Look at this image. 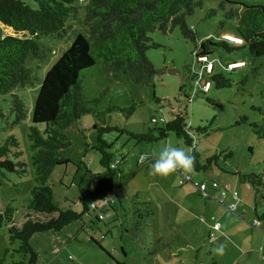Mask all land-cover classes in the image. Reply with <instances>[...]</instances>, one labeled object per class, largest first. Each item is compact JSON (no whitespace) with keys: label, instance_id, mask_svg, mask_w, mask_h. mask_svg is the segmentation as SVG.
Here are the masks:
<instances>
[{"label":"rangeland","instance_id":"obj_1","mask_svg":"<svg viewBox=\"0 0 264 264\" xmlns=\"http://www.w3.org/2000/svg\"><path fill=\"white\" fill-rule=\"evenodd\" d=\"M230 1L264 6V0ZM221 2L205 0L202 8H197L186 18L187 25L200 40L219 36L229 28L232 20H224V27H219V21L224 19L222 10L216 9L211 16H205L207 8H215ZM81 3L78 5V13L74 15L83 16ZM223 3L227 8L236 6L225 1ZM72 21L74 23L63 37H40L46 48L44 55L33 66L37 74L41 75L42 69L45 71V68L51 66L70 44L76 29L87 26V23H79L78 18H72ZM8 34L19 36L22 33H16L0 22V36ZM148 36L158 44L146 51L158 73L148 84H134L119 73L123 80L116 85L109 83L108 93L105 87H101L97 91V95H101L100 107L109 103L119 106L135 104V110L128 118L123 117L119 111H113L105 117L106 123L120 125L134 132H145L150 126L151 115H163L168 119L172 115L169 113L170 105L182 109L184 104L187 105L186 123L190 128L204 125L213 118L210 129L204 134L196 136L192 129L190 132L194 135L196 149L202 158L220 154L217 164L207 171L189 172L193 181L215 180L220 184L219 189L225 188L223 185L226 183L231 187L225 190L224 200L217 195V191L209 190L212 207H208L205 202L210 199L202 197L192 183L187 181L180 184L179 175L175 171L168 175L151 174V163L164 147L175 146L185 151L189 149L181 138L169 132L164 139L146 143L123 133L107 132L104 136L110 143L109 151L114 158L121 160L117 184L120 182L124 186L120 188L118 197H111L112 193L108 195L110 201L102 219L97 220L88 212L81 219L66 225L59 233L42 232L33 235L29 242L37 254L36 264H116L115 261L124 264H264L261 255L264 221L255 224L258 220L256 215L264 212V200L254 197L251 185L240 181L234 174L236 171L257 173L264 182V138L258 139L250 132L247 123L239 119L240 116H246L247 121L251 122L260 117L255 108L264 106V57L251 60L245 48L232 52L217 48L215 56H220L226 75L231 78V86L220 89L211 87L203 92L201 85L204 79L199 75L203 65L195 61H199V55L194 57L192 53V40L184 38L178 27L167 33L154 30ZM223 37L235 40L231 35ZM215 56L211 55L210 58ZM237 62H242V65H231ZM95 67L97 65L86 69V75L82 78L84 92L88 91L89 94L93 88L97 89L101 81L95 79L98 75ZM242 75H247V78L240 82ZM93 79L94 82L90 83L94 85H87ZM33 89L34 86L15 89V93L28 105L27 116L15 125H12L13 113L9 110L11 96L0 94V142L9 136L15 137L17 144L10 145L11 149L19 151L17 160L25 165L24 174L6 172L0 183V211L5 207L14 209L17 225L23 221L29 190L35 184L32 150L27 136L30 124L28 113L35 93ZM154 96L160 99L158 103L154 101ZM205 97L212 101L206 102ZM94 119L91 113H85L78 122L81 130H64L71 142L68 150L70 162L56 166L47 180L58 204L65 205L63 199L66 197L74 201L77 210L80 209L76 205L80 189L93 186L101 170L99 155L93 149L95 131L91 123ZM235 121L238 125H235ZM229 150L232 155L223 159L222 155ZM140 157H145L149 162L139 161ZM137 160L144 164L139 166ZM233 190L238 196L232 195ZM232 201L242 202L235 212L226 207ZM145 208L149 214L142 218L139 225H135L137 219L133 211L143 212ZM205 209L217 212L218 216L212 217L205 213ZM215 221L223 234L215 232L216 240L208 242L207 233ZM8 239L7 228L1 225L0 257L4 256L6 264H10L15 256L9 251L4 253V250L16 247V242L9 245Z\"/></svg>","mask_w":264,"mask_h":264},{"label":"trees","instance_id":"obj_2","mask_svg":"<svg viewBox=\"0 0 264 264\" xmlns=\"http://www.w3.org/2000/svg\"><path fill=\"white\" fill-rule=\"evenodd\" d=\"M80 1L0 0V22L14 32L22 33L19 36L9 34L0 36V94L11 96L9 110L13 113L12 125L24 120L28 107L15 93V89L34 86L35 92L32 95V105L28 113L30 124L27 128L32 150L31 160L35 169V184L29 190L21 224L15 223L14 209L5 207L3 211H0V226L7 228L9 245L16 242V247L4 250V253L9 251L15 256L10 264H36L37 254L29 242L33 235L42 232L59 233L66 225L81 219L82 215L88 212L92 213L93 218L99 219L90 204L107 197L119 185L117 179L121 160L111 167V163L116 158L109 151L110 143L104 136L107 132L123 133L136 141L146 143L157 142L172 132L176 137L181 138L189 149H192L194 161L190 172L207 171L212 165L217 164L220 154L202 158L196 149L194 135L190 132L192 129L196 136L204 134L210 129L214 119L210 118L206 124L190 128L186 123L187 105L185 104L182 109H179V106L170 105L169 113L172 115L168 119L163 115H151L150 126L145 132H134L120 125L106 123L105 117L113 111H119L123 117L128 118L134 112L135 104L119 106L109 103L100 107L102 106L101 95H97V91L101 87H105V92L108 93L109 83L116 85L123 80L119 73L134 84H148L158 73L146 55L148 49L158 46L151 40L148 33L154 30L167 33L170 29L178 27L184 38L192 40L194 57L206 55L212 62L211 70L207 72L204 69L205 63L195 60L203 65L199 75L210 84L206 91L211 87L220 89L231 86V78L226 75L220 56H215L217 48L225 52L245 48L251 60L264 57V6L261 4L222 0L221 3L216 4L215 8H207L206 17L214 14L216 9L222 10L221 15L224 19L219 21V27H224L226 22L224 20L232 21L229 28L223 30L219 36L200 40L196 32L187 25L186 18L197 8H202L205 0H84L83 3ZM223 1L236 6L227 8ZM80 3L83 5V16L74 15L78 13ZM72 18H78L79 23H87L86 28L76 29L70 44L51 66L45 68V71L42 69L41 75L37 74L33 66H36L37 60L44 55L46 48V44L40 37L46 35L63 37L68 27L74 23ZM224 35H231L240 41L235 43L223 37ZM211 55L215 57L210 58ZM96 65L98 75L95 79L97 81L101 79V81L97 89L93 88L89 94L88 91L84 92L82 78L86 75L84 74L86 69ZM194 73L197 75V72ZM246 78L247 75H242L240 82ZM91 81L94 82V79L89 80L87 85ZM91 84L93 83L89 86ZM153 98L156 103L160 100L155 96ZM186 100L187 103L190 102L189 98ZM205 101L210 103L212 100L205 97ZM255 110L260 116L256 120L248 122L246 116H240L239 119L247 123L250 132L258 139H263L264 106L256 107ZM85 113H91L97 120L94 119L91 128L95 131L93 149L99 155L98 163L101 170L93 186L80 189L76 204L80 206V209L77 210L74 207V201L66 197L63 199L65 205L58 204L47 180L56 166L70 162L68 150L71 142L64 130L79 129L78 122ZM235 125H238V122L235 121ZM12 144H17L15 137L12 136L0 142V183L6 172L16 175L25 173L24 163L17 160L19 151L12 150L10 146ZM248 151H251V148H248ZM231 155L232 152L229 150L222 157L226 159ZM176 171L179 175L178 181L181 180L180 184L188 181L194 186V182L209 184L214 181L217 187L220 186L215 180L193 181L189 171L183 169ZM181 172L188 174L190 179H185ZM234 174L240 181L251 185L254 197L264 200V182L260 174L238 171ZM210 193L209 191L208 196H201L210 198ZM114 195L116 196V193ZM146 208L143 212L133 211L132 214L137 219L135 225H139L142 218L149 214ZM106 209L107 207L101 211L105 212ZM39 215L46 216L39 218ZM256 218L257 222L264 221V212L256 215ZM212 229L216 228L212 226ZM210 234L213 236V232ZM106 254L109 255L108 252ZM261 255L264 259V232ZM115 263L124 264L119 261ZM0 264H6L4 256L0 257ZM213 264L216 263L213 262Z\"/></svg>","mask_w":264,"mask_h":264},{"label":"built area","instance_id":"obj_3","mask_svg":"<svg viewBox=\"0 0 264 264\" xmlns=\"http://www.w3.org/2000/svg\"><path fill=\"white\" fill-rule=\"evenodd\" d=\"M238 40H239V39H238ZM197 59H198L201 63H205V64H204V69H205L207 72H210L211 67H212V62L209 61V60L207 59V56H206V55H200V56L197 57ZM241 63H242V62H240V63H238V62H237V63H231V65H232V66H238V65H240ZM230 67H231V66H230ZM197 76H198V74H197ZM196 78H197V77H196ZM196 78H195V79H196ZM195 79H194V80H195ZM209 85H210L209 82L203 80V83H202V85H201L202 90L206 91V90L209 88ZM145 159H146L145 157H140V158H139V161H144ZM118 162H119V161H118L117 159L114 160V161L111 163V167L115 166ZM181 175H182L185 179H190V176H189L188 174H185V173L181 172ZM179 182H181V180H180ZM194 186L198 189V191L200 192V194L203 195V196H208V195H209V194H208L209 190H216V189H218V187H217V183L214 182V181L210 182L209 184H207V183H205V182H199V183L194 182ZM224 186H225V188H223V189H218V190H217V195L220 196L221 199H223V200H224V197H225V190H226V189H229L230 185L227 184V185H224ZM216 187H217V188H216ZM231 193H232V195H233L234 197L237 195V193H236L235 190H233ZM114 194H115V193L112 192V196H111V197L115 196ZM115 197H116V196H115ZM109 201H110V198L107 196V197L101 199V200H100L99 202H97V203H91V204H90V206L92 207V209L95 210V213H96L97 218H99V219H102V218H103V212H102L101 210H102L103 208H106V207L108 206ZM221 201H222V200H221ZM226 207H227V209H229V210L235 211L236 208H237V204H236L235 201H233V202L228 203V204L226 205ZM255 224L258 225L259 222L255 221ZM217 227H218V224H217V223H214V224H213V228H217ZM213 238H214V237L212 236V234H210V239H213Z\"/></svg>","mask_w":264,"mask_h":264},{"label":"clouds","instance_id":"obj_4","mask_svg":"<svg viewBox=\"0 0 264 264\" xmlns=\"http://www.w3.org/2000/svg\"><path fill=\"white\" fill-rule=\"evenodd\" d=\"M236 41L239 42L240 40L237 39ZM193 161L192 149L185 151L183 148L166 146L160 151L158 157L152 161L151 174L168 175L177 169L190 171L193 167ZM219 250L217 249V251Z\"/></svg>","mask_w":264,"mask_h":264},{"label":"crops","instance_id":"obj_5","mask_svg":"<svg viewBox=\"0 0 264 264\" xmlns=\"http://www.w3.org/2000/svg\"><path fill=\"white\" fill-rule=\"evenodd\" d=\"M138 160H139V158H138ZM137 160V163H139V166H142V164H144L143 162H139ZM148 160V159H147ZM147 160H144V161H147ZM147 162H149V160L147 161ZM177 174H178V172L177 171H175ZM229 184V183H228ZM122 186H124V184H121L120 182H119V185L117 186V188H116V190H114V193H116V196L118 197V195H119V192H120V188H122ZM196 190V189H195ZM125 197V199L127 198L126 197V195L124 196ZM205 199H207V198H205ZM210 200H209V202H205V204L208 206V207H212L211 205H212V200H211V198H209ZM243 201V200H242ZM237 204V208H238V204H242V202H240L239 201V203L237 202L236 203ZM237 208H236V210L235 211H237ZM235 211H233V212H235ZM205 213H207V214H211L212 215V217H216V216H218V214H216V213H212V212H210L209 211V209H205ZM216 222V221H215ZM214 222V223H215ZM213 223V224H214ZM218 223V222H217ZM213 224L210 226V228H209V231H208V233H207V241L208 242H213L214 240H216L215 238H216V236H214L215 235V232L217 233V232H219V233H221V234H223L221 231H219V229H220V226H219V224H218V227L216 228V229H212V226H213ZM210 232H213V236H214V238L212 239V241H210V239H209V234H210ZM60 244V243H59ZM58 244V245H59ZM252 245L250 244V247H251ZM249 249H251L249 246H247ZM46 252H48L47 250H46ZM247 254H248V256H249V252H247Z\"/></svg>","mask_w":264,"mask_h":264},{"label":"bare ground","instance_id":"obj_6","mask_svg":"<svg viewBox=\"0 0 264 264\" xmlns=\"http://www.w3.org/2000/svg\"><path fill=\"white\" fill-rule=\"evenodd\" d=\"M226 37H228V35H226ZM235 40H231V41H236L237 40V38H234Z\"/></svg>","mask_w":264,"mask_h":264}]
</instances>
